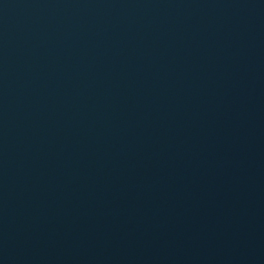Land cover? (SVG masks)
<instances>
[{"label": "water", "instance_id": "obj_1", "mask_svg": "<svg viewBox=\"0 0 264 264\" xmlns=\"http://www.w3.org/2000/svg\"><path fill=\"white\" fill-rule=\"evenodd\" d=\"M0 264H264V0H0Z\"/></svg>", "mask_w": 264, "mask_h": 264}]
</instances>
